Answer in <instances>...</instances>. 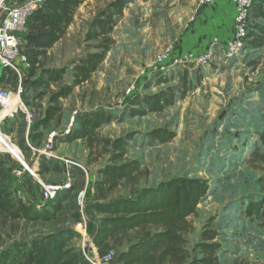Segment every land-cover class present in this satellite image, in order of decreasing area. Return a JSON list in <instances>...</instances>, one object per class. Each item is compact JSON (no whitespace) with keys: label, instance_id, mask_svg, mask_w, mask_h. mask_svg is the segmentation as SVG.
Returning a JSON list of instances; mask_svg holds the SVG:
<instances>
[{"label":"rangeland","instance_id":"obj_1","mask_svg":"<svg viewBox=\"0 0 264 264\" xmlns=\"http://www.w3.org/2000/svg\"><path fill=\"white\" fill-rule=\"evenodd\" d=\"M112 1L83 0L64 36L39 57V67L66 68L61 84L69 85L72 64L94 52L89 47L94 43L85 40L90 22ZM201 9L198 0H133L111 33L114 45L104 61L87 82L58 101L61 112L47 126L32 132L35 116L29 125L21 114L3 125L11 134L12 143L6 144V152L0 153V164L10 169L5 185L12 195L21 198V206L26 210H35L43 186H58L65 181L66 175L56 158L78 162L89 179L78 168L71 169V190L51 203L47 222L0 213V252L61 230L79 235L80 212L76 204L79 192L85 191L83 216L91 229L99 219L91 209L93 204L128 198L144 187L171 178L189 177L207 180L209 192L198 204L196 215L188 219L192 229L186 236V248L191 252L203 229L209 226L220 236V264H264V227L245 218L243 213L249 200L264 197L256 186V180L264 176V163L248 161L249 153L259 146L257 135L264 128V44L257 50H241L231 58L214 46L213 58L207 66L182 62L164 71L149 72L155 59L169 47L173 48L172 57L178 59L188 47L198 44ZM156 73L161 77L144 89ZM132 88L141 95L174 90L175 103L160 113L103 125L96 131L90 147L85 141H63L75 112L105 110L117 114L132 96ZM44 90L45 96L37 100L36 95ZM58 90L59 85H51L47 90L28 91L23 102L42 118L49 106V93ZM182 91L184 97H180ZM157 129L174 133V139L165 144L149 143L147 134ZM130 134L124 156L115 164L137 162L141 175L136 184L120 183L106 192L104 201H95L98 172L112 164L111 148L103 147L100 140L113 141ZM27 137L34 143V152L27 150ZM24 165L32 169L31 174L34 170L37 173L25 172L21 176L11 173L13 168L23 172ZM80 239L68 241L70 255H81ZM111 246L116 254L127 248L124 242L122 246Z\"/></svg>","mask_w":264,"mask_h":264},{"label":"trees","instance_id":"obj_2","mask_svg":"<svg viewBox=\"0 0 264 264\" xmlns=\"http://www.w3.org/2000/svg\"><path fill=\"white\" fill-rule=\"evenodd\" d=\"M82 1L51 0L28 20V33L24 37L22 47V53L29 64L24 96L28 91L35 92L42 88L47 90L51 85H59L57 92L49 93V106L42 118L38 114L34 115L30 109L35 116L30 127L32 132L47 126L55 114L61 112L58 101L69 97L77 87L87 82L97 71L114 45L111 37L113 29L122 17L123 11L133 0H113L106 9L94 17L85 38L86 42L94 43L89 45L94 52H88L72 64V82L69 85H63L61 82L66 68L41 69L39 57L64 36ZM262 22H264V2L253 0L248 14L242 51L257 50L262 47L264 44ZM159 77L161 74L156 73L146 82L144 89H148L149 83ZM6 81H9V78H5V75L1 76L0 84ZM159 81L164 83L165 80ZM45 93V90L39 92L35 98L40 100ZM184 95L185 92L182 91L180 97ZM175 99V91L171 89L154 95H141L133 91L130 99L117 114L105 110L75 112L71 128L63 141L66 143L85 141L90 147L95 141L96 131L103 125L143 117L149 113H160L172 106ZM19 114L25 119V116L19 112L8 121H14ZM4 127L2 131L11 137ZM131 137L130 134L113 141L100 140L103 147L111 148L112 164L98 172L100 179L95 182L98 194L95 201H104L106 192L112 191L120 183L136 184L138 176L141 175L137 162L115 164L122 160L125 147ZM174 137V133L164 129L153 130L146 136L151 144H165L172 141ZM257 139L259 146L249 153L248 161L264 163V152L260 151V148L264 149V128L257 135ZM26 141L35 150L33 141L28 137ZM54 141H57V138L54 137ZM25 145L27 150H30L27 143ZM38 165L43 168L41 164ZM60 167L64 172L62 166ZM16 169L13 168L11 173ZM9 172V168L0 164V213L13 218L23 217L30 221L47 222L51 216L48 207L57 201L61 194L71 190L70 188L55 192L52 200L40 206L39 210L35 209L31 212L21 206V198L15 194L12 195L5 185ZM256 186L260 193L264 192V176L256 180ZM208 192L209 185L205 179L171 178L156 186L144 187L131 197L93 204L91 209L99 216V219L91 229L87 222L86 230L98 255L113 250L111 245L122 246L123 242L127 245L124 251H119L117 254L113 250L114 262L118 264H220L218 257L221 249L220 236L209 226L203 229L199 242L191 252L186 248V236L192 229L188 219L196 215L198 204L208 195ZM54 209L57 210L58 205H55ZM243 213L245 218L255 220L264 227V197L249 200L244 206ZM75 237L81 238L73 231L61 230L44 238L32 240L29 244L3 250L0 252V264H88L82 253L70 255L72 251L68 249L67 243Z\"/></svg>","mask_w":264,"mask_h":264},{"label":"built area","instance_id":"obj_3","mask_svg":"<svg viewBox=\"0 0 264 264\" xmlns=\"http://www.w3.org/2000/svg\"><path fill=\"white\" fill-rule=\"evenodd\" d=\"M11 0H0V69L5 78L12 80L13 84L8 88L0 89V153L6 152V144H12L10 136L2 131V127L6 121L12 118L14 114L22 113L25 116L26 122L30 125L33 117L30 110L23 102L25 94V86L27 80V71L29 68L28 61L22 53L24 45V37L28 33V20L39 10H41L51 0H24L18 4H9ZM215 0H198V6L205 8L212 6ZM234 6V20L233 32L231 38L227 41L223 48L224 54L228 58L237 56L243 47V39L246 36V26L248 21V14L250 12L253 0H231ZM218 44L217 39H212L201 53L188 52L182 57L176 59L172 57L173 48L169 47L164 54L159 55L152 66L149 67V72L155 73L164 71L167 67L177 63L188 62L197 66H207L213 58L214 46ZM135 91L132 88L131 93ZM15 102L14 109L8 113L9 107ZM28 148L35 151L26 141ZM51 143V140H49ZM51 145V144H50ZM48 148V146H47ZM47 150V149H46ZM59 165L62 166L65 181L58 186H43L41 199L35 205V209L39 210L46 202L54 198L55 192L69 190L72 186L71 177L69 176L71 169L78 168L81 170L86 179L89 175L78 162L66 158H56ZM38 165V161L35 163ZM23 172L16 169L12 172L14 176H21V174L28 172L31 174L32 170L28 165ZM36 170H34L33 174ZM85 191L79 192L76 196V204L80 212L81 222L78 224L80 230V242L83 243L82 254L88 264H113L115 253L113 250L106 252L103 255H98L96 249L93 247L91 238L87 233V219L83 216V208ZM90 250V251H88ZM85 252H88L87 254Z\"/></svg>","mask_w":264,"mask_h":264},{"label":"crops","instance_id":"obj_4","mask_svg":"<svg viewBox=\"0 0 264 264\" xmlns=\"http://www.w3.org/2000/svg\"><path fill=\"white\" fill-rule=\"evenodd\" d=\"M24 0H11L9 4H18ZM205 9V10H204ZM201 20L198 24V34L200 35V40L198 44L188 47V50H185L182 55L193 52V53H201L204 51L208 42L212 39H217L218 44L216 48L219 50H223L224 46L226 45L227 41L231 38L233 32V20H234V6L231 0H215L214 4L209 7H205L201 9ZM198 23V18L196 19ZM3 74L2 70L0 69V78ZM13 84L12 80L6 81L5 83L0 84L1 88H8Z\"/></svg>","mask_w":264,"mask_h":264},{"label":"bare ground","instance_id":"obj_5","mask_svg":"<svg viewBox=\"0 0 264 264\" xmlns=\"http://www.w3.org/2000/svg\"><path fill=\"white\" fill-rule=\"evenodd\" d=\"M12 106L8 108V110H6V112L8 111L11 112L13 109H14V106H15V102L13 104H11Z\"/></svg>","mask_w":264,"mask_h":264},{"label":"water","instance_id":"obj_6","mask_svg":"<svg viewBox=\"0 0 264 264\" xmlns=\"http://www.w3.org/2000/svg\"><path fill=\"white\" fill-rule=\"evenodd\" d=\"M23 167H24L25 169H27L26 165H24ZM31 175H33V174H31Z\"/></svg>","mask_w":264,"mask_h":264}]
</instances>
